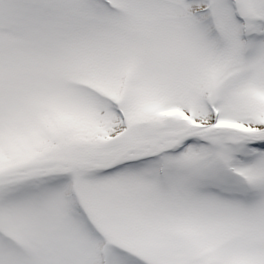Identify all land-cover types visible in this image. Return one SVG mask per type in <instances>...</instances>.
<instances>
[{"label":"snow or ice","instance_id":"1","mask_svg":"<svg viewBox=\"0 0 264 264\" xmlns=\"http://www.w3.org/2000/svg\"><path fill=\"white\" fill-rule=\"evenodd\" d=\"M0 264H264V0H0Z\"/></svg>","mask_w":264,"mask_h":264}]
</instances>
